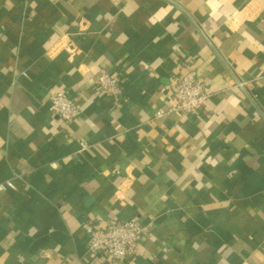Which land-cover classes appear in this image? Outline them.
Masks as SVG:
<instances>
[{"label": "crops", "instance_id": "1", "mask_svg": "<svg viewBox=\"0 0 264 264\" xmlns=\"http://www.w3.org/2000/svg\"><path fill=\"white\" fill-rule=\"evenodd\" d=\"M188 68L210 98L183 116ZM5 181L0 264H116L82 225L130 219L149 232L123 264H264V0H0Z\"/></svg>", "mask_w": 264, "mask_h": 264}, {"label": "built area", "instance_id": "2", "mask_svg": "<svg viewBox=\"0 0 264 264\" xmlns=\"http://www.w3.org/2000/svg\"><path fill=\"white\" fill-rule=\"evenodd\" d=\"M97 87L102 96L112 99L116 105L122 103L124 88L119 76L102 71L97 79ZM166 89L172 93L176 101L172 111L183 116L198 113L210 98L209 88L191 68ZM50 110L68 123L75 121L81 114L79 105L64 92L51 95ZM157 114L161 115V113ZM11 188H14V183L11 181L0 183V193ZM82 228L89 237L90 251L96 256L107 257L116 264L127 261L142 238L149 232V227L141 224L137 219L114 220L107 222L105 226L87 221L83 223Z\"/></svg>", "mask_w": 264, "mask_h": 264}]
</instances>
